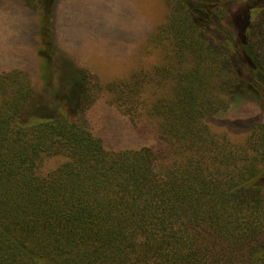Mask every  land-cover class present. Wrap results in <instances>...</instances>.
I'll return each instance as SVG.
<instances>
[{
    "label": "trees",
    "instance_id": "trees-1",
    "mask_svg": "<svg viewBox=\"0 0 264 264\" xmlns=\"http://www.w3.org/2000/svg\"><path fill=\"white\" fill-rule=\"evenodd\" d=\"M166 2L163 55L107 88L155 121L122 147L89 124L100 83L57 57L58 0H21L36 52L0 70V264H264V121L239 148L205 123L251 98L264 116V0Z\"/></svg>",
    "mask_w": 264,
    "mask_h": 264
},
{
    "label": "rangeland",
    "instance_id": "rangeland-1",
    "mask_svg": "<svg viewBox=\"0 0 264 264\" xmlns=\"http://www.w3.org/2000/svg\"><path fill=\"white\" fill-rule=\"evenodd\" d=\"M168 13L166 0H58L53 10L57 57L63 62L72 55L91 80L102 86V95L91 103L87 116L93 131L107 140H112L110 131L120 132L122 137L112 144L123 147L154 142L155 121L141 118L137 127L132 126L122 109L113 105L117 112L109 106L114 95L107 88L130 80L131 74L141 68L152 69L158 55H163L152 38L165 24ZM33 21L21 0H0V70L30 65L36 52L34 31L30 29ZM161 84L152 83L150 90L155 88L160 95L168 93V84ZM263 121V112L251 98L233 102L227 110L207 117L205 123L213 133L239 148L252 126Z\"/></svg>",
    "mask_w": 264,
    "mask_h": 264
}]
</instances>
